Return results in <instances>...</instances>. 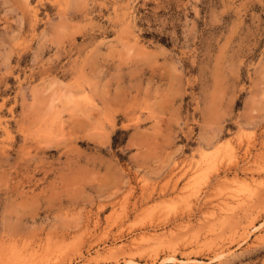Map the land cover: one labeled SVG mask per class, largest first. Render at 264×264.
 Segmentation results:
<instances>
[{
    "label": "rangeland",
    "instance_id": "374dc122",
    "mask_svg": "<svg viewBox=\"0 0 264 264\" xmlns=\"http://www.w3.org/2000/svg\"><path fill=\"white\" fill-rule=\"evenodd\" d=\"M0 264H264V0H0Z\"/></svg>",
    "mask_w": 264,
    "mask_h": 264
},
{
    "label": "bare ground",
    "instance_id": "6f19581e",
    "mask_svg": "<svg viewBox=\"0 0 264 264\" xmlns=\"http://www.w3.org/2000/svg\"><path fill=\"white\" fill-rule=\"evenodd\" d=\"M187 185V184H186ZM195 192V191H194ZM197 194V193H196ZM190 196V195H189ZM231 196V195H230ZM195 202V201H194Z\"/></svg>",
    "mask_w": 264,
    "mask_h": 264
}]
</instances>
